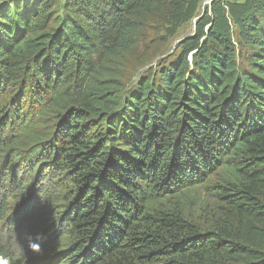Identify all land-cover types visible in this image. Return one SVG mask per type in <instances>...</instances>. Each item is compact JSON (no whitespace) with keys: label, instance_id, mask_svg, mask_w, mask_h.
<instances>
[{"label":"trees","instance_id":"16d2710c","mask_svg":"<svg viewBox=\"0 0 264 264\" xmlns=\"http://www.w3.org/2000/svg\"><path fill=\"white\" fill-rule=\"evenodd\" d=\"M208 1L32 0L0 24V160L40 151L64 191L22 259L0 242L9 264H264V0ZM197 18L123 84L127 56ZM200 186L206 224L172 203Z\"/></svg>","mask_w":264,"mask_h":264},{"label":"rangeland","instance_id":"374dc122","mask_svg":"<svg viewBox=\"0 0 264 264\" xmlns=\"http://www.w3.org/2000/svg\"><path fill=\"white\" fill-rule=\"evenodd\" d=\"M32 0H0V24L8 23L17 12ZM240 3L246 0H232ZM65 0H62L64 6ZM205 5H208L207 2ZM58 17H64L65 11L57 10L55 13ZM195 31L194 21L184 25L170 42L169 47L152 46L148 48L138 49L136 53L127 56L125 68V80L123 84L129 82V86L135 81L136 75L145 73L147 66H151L154 70L157 69L156 63L160 61L164 67L173 62L179 55L180 49L178 44L193 35ZM238 36L235 35V40ZM160 54H163L162 56ZM161 56V58H159ZM140 60V62H137ZM243 56L239 57V63L242 66L248 65ZM155 64V65H154ZM150 66V67H151ZM158 66V65H157ZM127 84V85H128ZM16 153V152H15ZM20 153V154H19ZM21 159L22 152H19ZM9 153L4 159L0 160V213L4 214V218L0 221V242L9 249L13 256L22 259L26 255L27 244L37 242L38 229H41L43 234L48 232L46 225L55 220L53 210L55 203L51 201L55 198H60L63 195V189L57 184L58 179L50 175L48 170H33L30 160H35L40 157V151H35L29 155L23 156V161L14 158L11 163ZM27 161V162H26ZM37 161V160H36ZM5 162V163H4ZM218 182V179H214ZM212 181V182H213ZM211 187L200 186L191 188L185 191L182 195L172 199V203L180 202L183 205L185 214L188 218L193 219L197 223L206 224L214 218L218 205L217 199L214 198V193L208 191ZM32 210H37L43 215L40 219L39 227L35 228L34 223L37 221L32 217ZM1 216V215H0ZM30 217V218H29ZM35 222H34V221ZM34 226V227H33ZM32 250V249H31ZM36 251L39 253L40 248ZM47 255H31L30 264H44L47 260ZM0 264H8V262L0 258Z\"/></svg>","mask_w":264,"mask_h":264},{"label":"water","instance_id":"95a60500","mask_svg":"<svg viewBox=\"0 0 264 264\" xmlns=\"http://www.w3.org/2000/svg\"><path fill=\"white\" fill-rule=\"evenodd\" d=\"M214 0H209L208 2H207V4L208 5H210L212 2H213ZM204 13V12H203ZM198 19L199 18H197L195 21H194V27L196 28V24H197V21H198ZM195 34H193L192 36H190V37H193ZM189 38V37H188ZM187 39V38H186Z\"/></svg>","mask_w":264,"mask_h":264},{"label":"clouds","instance_id":"9594fccd","mask_svg":"<svg viewBox=\"0 0 264 264\" xmlns=\"http://www.w3.org/2000/svg\"><path fill=\"white\" fill-rule=\"evenodd\" d=\"M0 258H2L1 256H0ZM2 259H4V258H2ZM5 260L7 261V259L5 258ZM8 262V261H7ZM8 264H9V262H8Z\"/></svg>","mask_w":264,"mask_h":264}]
</instances>
